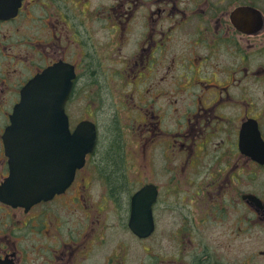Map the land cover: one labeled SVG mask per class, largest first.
<instances>
[{"label":"flooded vegetation","instance_id":"af4514ba","mask_svg":"<svg viewBox=\"0 0 264 264\" xmlns=\"http://www.w3.org/2000/svg\"><path fill=\"white\" fill-rule=\"evenodd\" d=\"M89 91L92 112L75 122ZM108 94L123 98L124 125L106 115ZM25 95L62 96L69 135L95 127L83 161L58 122L51 148L13 162L5 135ZM109 124L120 186L102 164ZM121 134L138 143L137 168ZM40 164L59 167L50 186L74 177L32 204L0 196V264H264V0H20L0 15V193ZM138 192L148 209L134 208Z\"/></svg>","mask_w":264,"mask_h":264},{"label":"water","instance_id":"95a60500","mask_svg":"<svg viewBox=\"0 0 264 264\" xmlns=\"http://www.w3.org/2000/svg\"><path fill=\"white\" fill-rule=\"evenodd\" d=\"M11 3V7L9 10H5L1 6V2L6 3L7 0H0V15L6 14L10 12V10L15 11L19 5L20 0H9ZM8 11V12H4ZM49 71V75H50ZM40 82V83H39ZM42 84V79L40 81H36V84ZM48 98L44 96H34L30 97L29 95H25L22 98V102L16 108L13 116H12V125L7 130L5 135L7 153H9L13 162L19 163L21 159L18 158L19 154H26L28 152L27 146L30 147H38V151L43 152L46 150V147L53 145L52 142L45 140L46 136L50 137H58L59 136V128L58 122L63 124L60 126L61 136L65 130V136L67 138H76V140H81L80 142L70 145V147H65L66 154L71 155L69 158L77 159V161H83L86 153L91 152L94 148L96 142V130L95 127L90 122H82L74 132V134L69 135V131L67 128V119L63 112V104L64 98L62 96L51 97L50 101H47ZM52 105L53 109L49 111H44L41 109L43 105ZM37 106L36 109H31L32 107ZM21 131L23 136L26 138L24 142L21 143V151L19 149V145L14 142L16 134ZM48 132V133H47ZM29 140V142H28ZM15 148L18 150L15 152ZM25 158V157H24ZM23 158V159H24ZM65 159H68L65 158ZM33 163H37L38 161L44 163V158L31 159ZM34 173L26 174L25 179L17 178L14 175H11L10 178L7 179L6 183L3 186V191L0 193L1 199L7 202H11L12 204H31L41 199H45L47 197H52L57 192H63L65 188L70 184L73 179L75 169L71 168L70 175H66L64 179L54 185L45 183V180L51 179V176L47 174L48 170L52 172L59 167L56 166L54 169H42L43 165L40 164ZM80 165V164H79ZM78 165V166H79ZM16 181H20L15 183ZM9 186V188L4 191V189ZM56 187L54 190L51 188ZM14 188V189H13ZM20 189V190H17ZM8 190L9 193L8 194ZM142 192H138L135 197V207L148 209L149 203L145 206H140L138 203L142 198ZM138 201V202H137ZM17 203V204H16ZM136 228L139 227V223L134 224ZM151 224H149V227ZM145 227H147V223H145Z\"/></svg>","mask_w":264,"mask_h":264},{"label":"rangeland","instance_id":"374dc122","mask_svg":"<svg viewBox=\"0 0 264 264\" xmlns=\"http://www.w3.org/2000/svg\"><path fill=\"white\" fill-rule=\"evenodd\" d=\"M105 87H106V82H105ZM107 89H109V86L106 87ZM95 92V91H94ZM94 92H90L88 95H81L75 98V100L73 101L72 105L70 106V112L72 115V118L74 119L75 122H77L79 119L83 118L86 115H89L92 112V105L90 104L91 102V94ZM109 97V102L108 104L106 103L105 108L108 109L109 107L112 108V113L110 111H106V115H112L114 117L117 118V120L121 123V125L125 124V118H126V114L123 111V109H121V102L123 100L122 97H117V96H111L108 94ZM117 109V112H116ZM117 114V115H116ZM121 139L123 142V149L126 148L128 154L126 153V150H124V159L128 161V166H130V168H137L139 166V147H138V143L134 138H130V141L125 140L126 136L124 134H121ZM108 137H109V133H108V129L106 130V134L103 136V146L105 145V148L107 146H109L108 143ZM132 139L134 141H132ZM101 146V153L104 152V147ZM129 168V167H128ZM109 239V237H108ZM114 240V239H113ZM108 240V241H112V242H108L106 244H104L103 246H105V250L102 252H112V250H115V246L116 243L118 242L117 240ZM132 248L135 249L134 251L139 252L140 247L131 244ZM134 245V246H133ZM102 246V247H103ZM132 252V251H131Z\"/></svg>","mask_w":264,"mask_h":264},{"label":"trees","instance_id":"16d2710c","mask_svg":"<svg viewBox=\"0 0 264 264\" xmlns=\"http://www.w3.org/2000/svg\"><path fill=\"white\" fill-rule=\"evenodd\" d=\"M108 133L109 146L104 147L102 164L110 174L112 183L115 186H120L122 184L121 158L120 150L117 148L118 142L113 124H109Z\"/></svg>","mask_w":264,"mask_h":264}]
</instances>
